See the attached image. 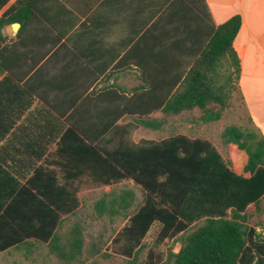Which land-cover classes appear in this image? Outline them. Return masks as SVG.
<instances>
[{
    "label": "crops",
    "instance_id": "obj_1",
    "mask_svg": "<svg viewBox=\"0 0 264 264\" xmlns=\"http://www.w3.org/2000/svg\"><path fill=\"white\" fill-rule=\"evenodd\" d=\"M205 1L216 27L242 17L233 42L240 73L237 82L227 78L223 92L235 95L237 88L256 122V94L264 88V0ZM177 6L178 0H0V21H8L0 30V255L33 254L47 245L23 233L72 232L79 227L72 219L88 201L97 212L99 202L125 194L132 206L117 205L115 215L134 214L144 192L132 179H110L106 153L175 136L194 140L176 131L184 112L157 108L180 90L182 82L163 100L162 88L184 71L183 60L192 67L187 53L172 67L163 64V30H171ZM218 70L217 85L225 81ZM166 74L171 79L161 85ZM142 119L163 124L146 128ZM242 153L233 170L248 178Z\"/></svg>",
    "mask_w": 264,
    "mask_h": 264
},
{
    "label": "trees",
    "instance_id": "obj_2",
    "mask_svg": "<svg viewBox=\"0 0 264 264\" xmlns=\"http://www.w3.org/2000/svg\"><path fill=\"white\" fill-rule=\"evenodd\" d=\"M6 22L0 21V30ZM241 25L242 17L236 15L216 27L205 0H187V3L178 0L171 30H163L166 32L161 41L163 64L168 61L170 65H165V69L172 67L173 63H179L177 55L182 58L187 53L188 65L191 63L192 67L183 60L184 71L173 79L170 87L163 86V100L182 82L180 90L157 108L172 114L199 110L202 123L219 121L226 109L227 94L214 79L226 58H232L230 65L239 75L240 60L233 42ZM170 79L168 74L164 75L161 85ZM140 124L156 129L163 121L142 119ZM222 139L225 145L234 144L247 154L244 172L250 173V177L238 175L232 169V162L225 160L211 142L185 136L144 142L134 151L106 153L104 159L112 171L110 179L115 182L132 179L144 192L142 206L125 216L128 225L118 235L127 239L128 255H137L151 227L158 223L159 243L182 236L179 252L171 250L162 264H264V229L256 230L246 223L248 207H258L264 201V137L230 126L223 131ZM132 202V198L127 202L125 194L110 202L103 200L98 203L97 217H114L117 205L128 203L130 207ZM108 203L112 209L106 211ZM200 222L203 224L198 225ZM193 226L195 230L186 234ZM54 228L48 233L23 234L35 235L36 241L49 245L62 260H73L76 257L73 252L80 254L83 247L81 227L72 231L73 237L63 248ZM16 240L22 242L23 238ZM66 246H70L69 252Z\"/></svg>",
    "mask_w": 264,
    "mask_h": 264
},
{
    "label": "rangeland",
    "instance_id": "obj_3",
    "mask_svg": "<svg viewBox=\"0 0 264 264\" xmlns=\"http://www.w3.org/2000/svg\"><path fill=\"white\" fill-rule=\"evenodd\" d=\"M231 61L232 58L222 60V65L219 66L218 72L220 76L225 77V81H220L219 85L227 86L229 84L227 78L230 75L237 82L239 75L237 76L235 68L230 65ZM233 87H237V85ZM260 88L262 93L256 94L261 101L257 107L259 111L256 112V122L253 120V116L251 117L241 92L236 88L235 95L228 93L229 90H226V109L223 111L222 118L219 121L204 124L200 120L201 111H186L182 118L177 120V133L187 134L188 137H192L194 140L202 139L211 142L225 160L232 161V169H235L234 164L236 163L237 166L240 164L243 151L239 150L236 145H225L222 133L225 128L234 126L244 132L251 131L259 137H264L263 128L259 125V123L264 124V88ZM169 132L173 131L168 130L164 137L171 136ZM242 164L246 165V163ZM142 200L140 193L139 199L134 204V209H132L131 213L136 211L139 206H142ZM87 205V208H84L78 216L72 219L81 227L83 236L82 251L80 254H77L76 251L73 252L76 256L73 260L66 262L55 251H51L49 245H40L33 254L15 251L11 254L0 255V264H162L167 260L171 250L174 253H178L181 248V234L159 243L157 239L161 226L155 223L145 237L137 255L130 256L126 253L127 239L123 235L118 236L123 228L128 225V217L122 215L111 217L108 215L98 218L97 212L93 208L94 201H88ZM246 213V223L249 227H255L256 230L264 229V201H261L258 207L250 205ZM202 224L203 222H200L198 225ZM195 228L196 226H193L186 234L193 232ZM72 237L71 231H62L60 233L59 246L67 245ZM70 250V246H66V251L69 252ZM33 257L36 258V261L32 263Z\"/></svg>",
    "mask_w": 264,
    "mask_h": 264
},
{
    "label": "water",
    "instance_id": "obj_4",
    "mask_svg": "<svg viewBox=\"0 0 264 264\" xmlns=\"http://www.w3.org/2000/svg\"><path fill=\"white\" fill-rule=\"evenodd\" d=\"M17 26H18V24H13V25H11V27H12L14 30H16Z\"/></svg>",
    "mask_w": 264,
    "mask_h": 264
}]
</instances>
